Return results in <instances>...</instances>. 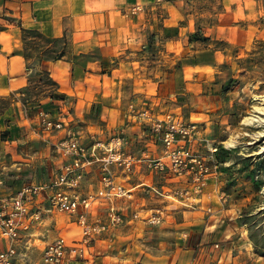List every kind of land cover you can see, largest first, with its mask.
Segmentation results:
<instances>
[{
	"label": "crops",
	"instance_id": "obj_1",
	"mask_svg": "<svg viewBox=\"0 0 264 264\" xmlns=\"http://www.w3.org/2000/svg\"><path fill=\"white\" fill-rule=\"evenodd\" d=\"M26 29L63 39L62 54L45 55L43 45L28 47ZM262 36L264 0H0V197L28 182L48 180L72 161L73 155L59 147L68 130L86 146L101 142L108 131L124 132L123 151L133 156L132 166L110 163L115 182L127 189L125 197L113 198L122 220L97 237L87 258L65 264H214L218 243L206 233L214 214H194L192 227L170 237L150 239L155 234L146 233L140 211L149 209L153 190L163 193L154 184L161 172L149 162L161 155L163 142L144 137L146 130L133 114L146 104L159 113L157 103L175 92L180 76L190 100L213 95L203 94L198 84L222 63L237 61ZM186 54L192 60L181 71L172 64L164 73L154 72L157 61H176ZM63 97L71 110L69 125L44 130L39 112L57 115ZM195 105L192 113H197ZM102 166L103 161H95L86 168L82 193L104 186ZM212 178L201 197L218 200ZM98 200L90 218L109 222L110 201ZM60 235H80L75 216L44 212L23 232L15 264L41 259L45 245ZM8 246L0 235V249Z\"/></svg>",
	"mask_w": 264,
	"mask_h": 264
},
{
	"label": "rangeland",
	"instance_id": "obj_2",
	"mask_svg": "<svg viewBox=\"0 0 264 264\" xmlns=\"http://www.w3.org/2000/svg\"><path fill=\"white\" fill-rule=\"evenodd\" d=\"M28 35V47L43 45V54L48 56L55 55L64 44L63 39ZM175 60L157 61L154 72L164 73L172 64L181 71L192 58L186 54ZM235 60L222 63L219 71L210 72L198 84L203 94L213 95L190 100L189 87L184 76H180L175 92L165 94L157 103L161 107L159 113L150 104L142 109L148 108L150 116L134 112L138 127L146 130L144 137L162 140L160 156L165 163L160 169L149 162L150 168L161 172V180L154 184L163 193L153 190L155 194L148 195L152 204L140 213H144L146 233L155 234L150 239H157L156 235L170 237L192 227L194 214H214L213 226L206 230L213 243H218L214 264H264V36ZM46 80L50 82L48 77ZM3 103L0 100V108ZM191 104H198L194 106L197 113H192ZM168 112L176 121L191 125L185 136L178 134L175 147L188 149L209 166L203 177L198 178L195 173L198 165L188 169L184 163H172L171 149L164 140L166 123L161 131L153 126L156 118ZM125 139L124 132L109 135L108 131L99 140L105 145L118 143L123 150ZM211 178L217 191L214 198L218 200L201 197ZM218 211L220 214L215 215Z\"/></svg>",
	"mask_w": 264,
	"mask_h": 264
},
{
	"label": "built area",
	"instance_id": "obj_3",
	"mask_svg": "<svg viewBox=\"0 0 264 264\" xmlns=\"http://www.w3.org/2000/svg\"><path fill=\"white\" fill-rule=\"evenodd\" d=\"M70 111L66 98L63 99L57 115L41 110L39 112L41 127L47 131L66 128L70 122ZM141 114L150 116L149 109H144ZM164 122L166 123L164 140L166 146L171 149L172 163L176 165L184 163L188 169L198 165L199 171L195 173L198 178L203 177L209 166L188 149L181 150L175 147L178 134L185 136L191 130V125L176 121L174 115L168 112L164 117L156 118L153 126L157 131H161ZM67 133V137L59 142V147L65 153L73 155L72 161L64 163L48 180L28 182L13 193L0 197V235L9 240V246L0 249V264L16 263L18 243L23 238V232L30 228L33 220H41L46 211L60 210L74 215L75 222L80 226V235L58 236L45 245L41 259L31 264H65L73 259L87 258L90 247L94 245L97 237L110 224L122 220L123 216L113 203V198L125 195L127 189L115 182L110 163L115 161L130 168L133 156L125 153L118 143L100 145L101 142H95L86 146L81 143L76 133L70 130ZM181 151L183 154L180 153ZM95 161H103L104 186L96 193L84 194L80 190L81 181L86 168ZM150 163L160 169L165 166L162 156L151 158ZM40 196L43 200H39ZM100 197L110 201L109 222L90 218L91 207ZM40 201L46 204L40 205Z\"/></svg>",
	"mask_w": 264,
	"mask_h": 264
},
{
	"label": "trees",
	"instance_id": "obj_4",
	"mask_svg": "<svg viewBox=\"0 0 264 264\" xmlns=\"http://www.w3.org/2000/svg\"><path fill=\"white\" fill-rule=\"evenodd\" d=\"M26 31H28V33H32L33 35H40L42 37H44L39 31L35 30V29H26ZM62 50L56 52L55 55H51V56H54V57H57V56H60L62 54Z\"/></svg>",
	"mask_w": 264,
	"mask_h": 264
},
{
	"label": "bare ground",
	"instance_id": "obj_5",
	"mask_svg": "<svg viewBox=\"0 0 264 264\" xmlns=\"http://www.w3.org/2000/svg\"><path fill=\"white\" fill-rule=\"evenodd\" d=\"M264 100V99H263ZM264 104V103H263ZM262 110H264V106H262ZM262 119V118H261ZM258 120V119H257ZM264 149V148H263Z\"/></svg>",
	"mask_w": 264,
	"mask_h": 264
}]
</instances>
